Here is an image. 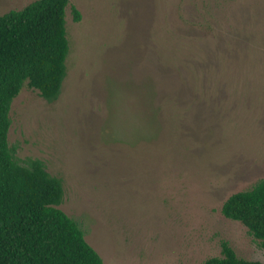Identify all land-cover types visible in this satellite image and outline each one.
Listing matches in <instances>:
<instances>
[{
	"label": "rangeland",
	"instance_id": "obj_1",
	"mask_svg": "<svg viewBox=\"0 0 264 264\" xmlns=\"http://www.w3.org/2000/svg\"><path fill=\"white\" fill-rule=\"evenodd\" d=\"M66 28L59 99L25 87L8 142L63 178L104 264H204L223 242L264 264L222 213L264 180V0H71Z\"/></svg>",
	"mask_w": 264,
	"mask_h": 264
},
{
	"label": "trees",
	"instance_id": "obj_2",
	"mask_svg": "<svg viewBox=\"0 0 264 264\" xmlns=\"http://www.w3.org/2000/svg\"><path fill=\"white\" fill-rule=\"evenodd\" d=\"M71 0H38L0 12V264H104L76 219L60 206L64 180L41 159H20L8 142L14 99L27 87L53 103L67 76ZM75 21L81 13L72 7ZM223 215L241 222L264 249V180L230 196ZM222 257L204 264H263L237 256L222 243Z\"/></svg>",
	"mask_w": 264,
	"mask_h": 264
}]
</instances>
